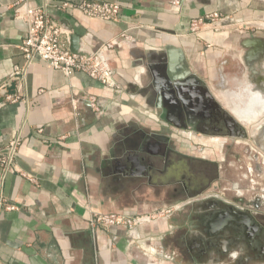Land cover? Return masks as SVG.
Segmentation results:
<instances>
[{
	"label": "crops",
	"instance_id": "0c3cea01",
	"mask_svg": "<svg viewBox=\"0 0 264 264\" xmlns=\"http://www.w3.org/2000/svg\"><path fill=\"white\" fill-rule=\"evenodd\" d=\"M21 1L0 0V150L21 138L14 169L0 171V192L17 207L0 213V264H199L175 251L194 230L182 219L180 206L139 203L138 196L152 193L123 190L116 162L129 151L124 145L135 129L163 139L172 131L177 143L194 145L192 134L182 135L177 121L166 119L151 88L159 75L152 76L148 63L170 49L181 51L172 63L174 74L195 75L211 93V84L220 80L229 87L225 91H235L239 77L263 78L264 59L245 58L263 48L242 43L254 37L264 41L263 34L244 27L264 20V0H184L181 5L179 0H96L119 3L116 22L56 6L76 0H47L48 16L78 35L85 50L114 42L103 54L113 89L82 73L67 77L39 60L15 76V67L23 64L19 46L26 32L19 19L25 11ZM214 12L224 16L222 28L190 31L192 20ZM13 97L15 103L8 101ZM95 212L156 218L136 228L139 239L129 246L125 228L92 233L87 220Z\"/></svg>",
	"mask_w": 264,
	"mask_h": 264
},
{
	"label": "flooded vegetation",
	"instance_id": "af4514ba",
	"mask_svg": "<svg viewBox=\"0 0 264 264\" xmlns=\"http://www.w3.org/2000/svg\"><path fill=\"white\" fill-rule=\"evenodd\" d=\"M250 81L239 77L235 91L244 84L250 90ZM181 88L183 108L178 113L162 108L171 124L177 121L182 135H193L194 145L177 143L172 131L163 139L135 129L134 138L124 145L129 151L116 162L115 170L123 177L118 182L125 191L152 193L138 196L139 203L180 206L182 219L194 230L176 253L199 264H264V132L249 136L243 126L231 124L205 100L201 84ZM210 88L229 87L220 80Z\"/></svg>",
	"mask_w": 264,
	"mask_h": 264
},
{
	"label": "built area",
	"instance_id": "2783aa9c",
	"mask_svg": "<svg viewBox=\"0 0 264 264\" xmlns=\"http://www.w3.org/2000/svg\"><path fill=\"white\" fill-rule=\"evenodd\" d=\"M27 0H22L25 5V11L19 16L26 24V32L19 46L22 54L23 64L14 69L15 76H23L26 69L31 66L35 60H39L50 68L59 70L65 76L69 77L74 73H82L92 80L99 82L109 89L115 88L111 80L110 70L96 58L98 52L109 50L114 42H106L99 46L90 57L72 54L68 49V32L65 31L56 21L52 20L47 13V0L39 6H28ZM57 8L70 12L79 11L82 15L97 19L103 22H116L120 12V5L114 1H96V0H76L61 1L57 3ZM224 16L218 12L206 14L190 22V31L192 33L200 32L204 29L202 26H208V29H220ZM219 25V26H218ZM246 29V27H245ZM42 92V90H39ZM18 97L8 98V101L15 103ZM25 102V101H24ZM41 132V129L38 130ZM21 143L20 136H16L8 142L4 151L0 150V171L5 174L12 171L13 161L16 157L18 147ZM25 178L32 180L29 176ZM17 207L8 202L0 192V213L2 211H13ZM156 214L127 215L123 212L110 213H92L88 217V226L92 233L98 229L109 230L110 228H125L127 234L125 240L129 246H134L139 239L135 230L138 226L148 224L155 220ZM144 252L149 249L142 248Z\"/></svg>",
	"mask_w": 264,
	"mask_h": 264
},
{
	"label": "water",
	"instance_id": "95a60500",
	"mask_svg": "<svg viewBox=\"0 0 264 264\" xmlns=\"http://www.w3.org/2000/svg\"><path fill=\"white\" fill-rule=\"evenodd\" d=\"M183 1L184 0H179L178 1L179 5H181ZM256 44L259 45L260 48H263L262 50L264 52V41L258 37L246 39L242 43V45L246 47L254 46ZM68 49L72 54H77L85 57H90L94 53L93 51L89 52L82 47L80 37L76 34H69ZM170 50H171L170 54H168L166 57L165 56L158 57V59H156L154 64L148 63V68L151 69L152 76L159 75L158 81H155V79L151 81V88L153 89V93L155 94L156 105L167 107L168 109L173 110L174 113H178V111H180L179 110L180 106H182L183 108V104H185L182 96V94H184L185 91L181 88V86L189 85L191 84V82L199 83L203 86V94L204 97L206 98L205 100H207L208 103L213 104L214 107L217 110H219L231 124H233L235 127L241 128V125L238 123V121H236L233 118V116H231V114L228 113V111L223 109L214 100V98L209 93L207 87H205L203 82H201V80H199L195 75L185 74L186 75L185 77H181L174 74L172 63L174 59L181 57V51L173 50V49ZM262 50L257 52L256 54L252 52L254 50H251L250 52L247 53L245 58L252 62L255 60L257 61L258 58L264 59V57L262 56ZM103 54H104L103 52H98L96 54V58L99 59L100 61H103ZM251 85L252 88L248 90V94H251L254 91H259L263 93L264 75L263 78L253 80L251 82ZM190 96L192 100L196 98V95L194 96L190 94Z\"/></svg>",
	"mask_w": 264,
	"mask_h": 264
},
{
	"label": "rangeland",
	"instance_id": "374dc122",
	"mask_svg": "<svg viewBox=\"0 0 264 264\" xmlns=\"http://www.w3.org/2000/svg\"><path fill=\"white\" fill-rule=\"evenodd\" d=\"M259 24H261V25H259ZM202 27L204 28L203 30L208 29V26H202ZM244 27H246V29H245L246 31H250V32L256 31V32L260 33L261 35L262 34L264 35V20H252V21L245 22ZM235 29H237V28H235ZM208 30H211V29H208ZM246 85L248 86V84H244V85L240 86V89H242ZM239 90H237V91H216L215 90L211 93V95L214 98V100L223 109L228 111V113H230L232 116V115H234L233 113H231L233 111V101H235L234 96L239 94ZM220 94H222L224 97ZM229 94L231 96H229ZM221 98L224 100H221ZM220 101H222V102H220ZM223 101H225V103H226L225 105L222 104V103H224ZM233 118L235 120L237 119L236 121H238V123L247 130V132L249 133V136H256V135L259 136V134H261V132H264V123H263L264 122V111L259 115V117L257 119H254V120L253 119L252 120L239 119V118L234 117V116H233ZM261 127H262V129H261ZM262 138H264V135ZM187 145H188V143L186 144V146Z\"/></svg>",
	"mask_w": 264,
	"mask_h": 264
},
{
	"label": "bare ground",
	"instance_id": "6f19581e",
	"mask_svg": "<svg viewBox=\"0 0 264 264\" xmlns=\"http://www.w3.org/2000/svg\"><path fill=\"white\" fill-rule=\"evenodd\" d=\"M247 90H249V86L246 85L242 89L239 90L238 95L234 96V99L238 100L239 102H237V101L233 102V111L231 113L234 114L232 116L237 117L239 119H245V120H252L253 119L254 120V119H257L259 117V115L264 111V92L261 93L259 91H254L253 93L248 94ZM220 95H222V94H220ZM229 96H231V95L229 94ZM221 100H224V99L221 98ZM220 102H222V101H220ZM223 102L224 103H222V104L225 105L226 104L225 101H223ZM261 129H262V127H261Z\"/></svg>",
	"mask_w": 264,
	"mask_h": 264
}]
</instances>
